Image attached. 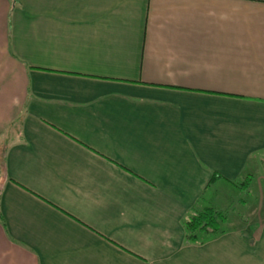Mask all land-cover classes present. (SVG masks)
I'll return each instance as SVG.
<instances>
[{"label":"crops","instance_id":"0c3cea01","mask_svg":"<svg viewBox=\"0 0 264 264\" xmlns=\"http://www.w3.org/2000/svg\"><path fill=\"white\" fill-rule=\"evenodd\" d=\"M0 264H264V0H0Z\"/></svg>","mask_w":264,"mask_h":264},{"label":"trees","instance_id":"16d2710c","mask_svg":"<svg viewBox=\"0 0 264 264\" xmlns=\"http://www.w3.org/2000/svg\"><path fill=\"white\" fill-rule=\"evenodd\" d=\"M225 215L214 210H206L190 218L185 228L188 241L199 243L198 235L211 232L214 236L219 233L220 225L224 222Z\"/></svg>","mask_w":264,"mask_h":264},{"label":"rangeland","instance_id":"374dc122","mask_svg":"<svg viewBox=\"0 0 264 264\" xmlns=\"http://www.w3.org/2000/svg\"><path fill=\"white\" fill-rule=\"evenodd\" d=\"M241 193H242V191L240 192V194ZM248 193H249V190L245 191L244 194H241L239 196H242V195L246 196ZM245 200H247V197H245ZM249 203H250V205H247V206L245 204L242 205V204H238L236 202L232 203L235 205H233V206L231 205L232 208H229L228 211H225L223 213L227 216L226 217L227 222L224 224V227H223L226 231H231V230L237 229V227H240L241 226L240 223L242 222L243 214L244 215L246 214L245 218L247 219V217H248L247 212L251 211V207L253 208V202L249 201ZM198 239H199V241H205L208 239V236L203 235V234H199Z\"/></svg>","mask_w":264,"mask_h":264}]
</instances>
